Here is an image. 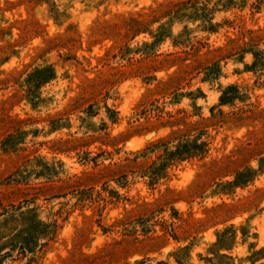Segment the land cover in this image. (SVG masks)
I'll list each match as a JSON object with an SVG mask.
<instances>
[{
	"label": "rangeland",
	"instance_id": "374dc122",
	"mask_svg": "<svg viewBox=\"0 0 264 264\" xmlns=\"http://www.w3.org/2000/svg\"><path fill=\"white\" fill-rule=\"evenodd\" d=\"M0 264H264V0H0Z\"/></svg>",
	"mask_w": 264,
	"mask_h": 264
}]
</instances>
